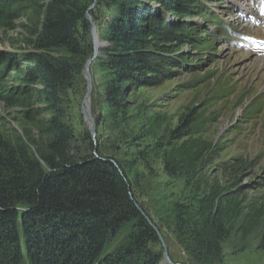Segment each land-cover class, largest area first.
Here are the masks:
<instances>
[{
  "label": "rangeland",
  "instance_id": "1",
  "mask_svg": "<svg viewBox=\"0 0 264 264\" xmlns=\"http://www.w3.org/2000/svg\"><path fill=\"white\" fill-rule=\"evenodd\" d=\"M221 1L208 4L228 24L246 30L240 19L232 21L235 0ZM35 2L46 4L48 0H12L17 5L15 29L0 32V64L8 65L4 70L5 77L11 79L8 85L23 84L22 76L12 68L26 71L34 65L25 60L36 51L32 42L38 35L33 33L40 22L30 6ZM164 2L169 0H89L86 45L92 44L93 54L85 62H72L74 70L70 68L63 84L52 92L40 84L29 86L34 94L31 105L12 108L0 101V132L14 144L29 113L35 123L44 120L57 131H66L65 155L71 164H84L85 158H91L105 161L121 173L135 206L157 235V240L148 244L146 264H264V231L244 242L237 227L228 224L221 235L204 224L197 237L178 239L175 225L182 208L194 215L209 209L212 185L222 192L213 213L227 207L226 220L234 215L230 210L233 202L242 206L264 203V52L232 45L218 33L209 38L213 26L197 15L194 19L205 25L202 29L192 25L176 40L154 42L155 59L161 66L151 74V81L129 83L120 92L124 94L116 96L115 104L107 101L111 76L107 61L116 52L112 25L135 17L146 19L150 28L158 25L161 13L168 22L189 18L165 9ZM249 31L260 35L256 29ZM200 38L204 40L199 42ZM46 54L62 56L61 52ZM168 57L175 59L172 62ZM88 99L92 120L86 112ZM158 118L160 127L152 123ZM60 125L62 129L57 127ZM190 139L207 143L200 172L195 178L172 175L165 151ZM137 227L131 221L114 232L107 253L124 255L130 233Z\"/></svg>",
  "mask_w": 264,
  "mask_h": 264
},
{
  "label": "trees",
  "instance_id": "2",
  "mask_svg": "<svg viewBox=\"0 0 264 264\" xmlns=\"http://www.w3.org/2000/svg\"><path fill=\"white\" fill-rule=\"evenodd\" d=\"M88 2L48 0L46 4L30 5L40 22L33 33L38 36L32 42L37 52L25 60L34 65L26 71L18 65L11 69L22 76L19 87L8 85L11 79L5 77L4 71L8 65L0 64V101L12 108L31 105L34 94L29 92V86L40 84L43 90L52 92L63 84L72 62H85L93 54L92 44L86 45L90 27L86 18ZM162 6L189 18L168 22L166 14L161 13L158 25L150 28L146 19L135 17L127 20L129 23L122 20L119 25H112L116 52L107 61L111 73L107 86L109 103H116V96L124 94L120 92L125 85L151 81V74L161 66L155 59L158 52L154 42L176 40L192 25L202 29L204 23L194 19L197 15L217 25L220 33L224 30L222 19L202 0H169ZM16 8L12 0H0V32L15 29ZM138 20L145 24L137 23ZM213 36L217 35L210 34L209 38ZM203 40L200 38L199 42ZM46 52H61L62 56L53 57ZM173 59L169 58L172 62ZM25 118V126L14 144L0 132V264H146L148 244L157 240V235L135 206L123 175L105 161L91 158H85L84 164H71L65 155L66 131H57L44 120L35 123L29 113ZM152 123L160 127L161 119ZM57 127L62 129L63 125ZM206 148L205 141L195 139L170 145L165 154L171 174L197 177ZM211 195L213 203L200 215L183 208L177 212L178 239L197 237L204 224H210L221 235L228 224L232 229L237 227L244 242L264 231V203L242 206L233 202L230 210L234 215L226 220L227 207L213 213L214 202L221 199L222 192L212 185ZM16 204L26 207L15 208ZM131 221L137 223L139 231L130 233V245L124 255L107 253V243L114 232Z\"/></svg>",
  "mask_w": 264,
  "mask_h": 264
},
{
  "label": "water",
  "instance_id": "3",
  "mask_svg": "<svg viewBox=\"0 0 264 264\" xmlns=\"http://www.w3.org/2000/svg\"><path fill=\"white\" fill-rule=\"evenodd\" d=\"M97 44V43H96ZM97 45H99V44H97ZM95 56H98L97 55V53H95ZM94 60V58H91L89 61H88V63H87V65H86V72L87 73H89V71H90V65L92 64V61ZM88 101V105H87V109H86V112H87V115H88V117L92 120L93 119V117H92V114H91V107H90V101H89V99L87 100ZM90 111V112H89ZM89 112V113H88ZM89 114H91V115H89Z\"/></svg>",
  "mask_w": 264,
  "mask_h": 264
},
{
  "label": "bare ground",
  "instance_id": "4",
  "mask_svg": "<svg viewBox=\"0 0 264 264\" xmlns=\"http://www.w3.org/2000/svg\"><path fill=\"white\" fill-rule=\"evenodd\" d=\"M244 5H246V4H244ZM89 112H90V111H89ZM89 112H88V113H89ZM89 115H91V114H89Z\"/></svg>",
  "mask_w": 264,
  "mask_h": 264
}]
</instances>
